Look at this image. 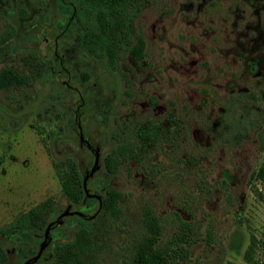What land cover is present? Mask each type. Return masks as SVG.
Returning <instances> with one entry per match:
<instances>
[{"label":"rangeland","instance_id":"1","mask_svg":"<svg viewBox=\"0 0 264 264\" xmlns=\"http://www.w3.org/2000/svg\"><path fill=\"white\" fill-rule=\"evenodd\" d=\"M80 1L0 0L2 264L83 262L77 218L96 219L84 264H131L154 223L169 264H250V244L264 264V0H142L136 13L116 0L131 38L113 70L86 51ZM148 123L163 129L153 146ZM21 214L30 227L10 229Z\"/></svg>","mask_w":264,"mask_h":264},{"label":"trees","instance_id":"2","mask_svg":"<svg viewBox=\"0 0 264 264\" xmlns=\"http://www.w3.org/2000/svg\"><path fill=\"white\" fill-rule=\"evenodd\" d=\"M115 1L116 0H81L80 5L75 7L72 12L73 19L80 21L82 26L81 39L86 51L92 57L106 60V64L110 70H113L115 67L118 54L122 49L121 42L126 41V43H129L131 38L130 20L127 17L118 16ZM131 1L134 13H136L142 0ZM143 48V40L139 39L133 47L130 49L128 48L130 56H132L135 61H140L142 59ZM139 134L142 144L153 146L157 143L158 138L163 136V129L160 126H154L148 123L147 126L140 129ZM118 154L121 155L120 152ZM107 161V172L109 174H114L118 166L115 153H111ZM66 173H58L61 180L66 177L64 184L69 183ZM78 182L80 183V180ZM65 189H70L67 184ZM112 193L113 194L106 199V207L103 209L104 211H108L111 216L115 217L118 213L115 209V200L118 197V193ZM74 197L73 201L77 203L79 197L75 195ZM64 219H67V217ZM77 220L79 221V228L75 234L76 240L71 246L74 250L77 249L82 254L81 258L83 262L78 261V264H84V258H89L91 256L89 252L92 250V247L89 245L91 244L89 241L95 228L94 223L96 219L83 221L77 218ZM150 226L151 234L144 235L134 245V253L131 255L130 260L131 264H169V256L167 253L163 248L155 244L157 243V238L155 237V232L157 231L156 223ZM9 227L17 231L28 229L30 227L29 217L25 214H21L10 223ZM252 247L253 245L250 244L245 252V258L250 264H254L252 260L254 254ZM2 260L3 255L0 252V264L4 261ZM63 262L64 264H74V262L71 263L69 261Z\"/></svg>","mask_w":264,"mask_h":264},{"label":"water","instance_id":"3","mask_svg":"<svg viewBox=\"0 0 264 264\" xmlns=\"http://www.w3.org/2000/svg\"><path fill=\"white\" fill-rule=\"evenodd\" d=\"M49 234V229L46 231V236ZM49 238H47V240L45 241L44 240V242L41 244V246H40V248H39V250H38V252H37V254H36V256L33 258V262H36V261H38L40 258H41V256H42V252H43V250L45 249V247L48 245V240Z\"/></svg>","mask_w":264,"mask_h":264},{"label":"flooded vegetation","instance_id":"4","mask_svg":"<svg viewBox=\"0 0 264 264\" xmlns=\"http://www.w3.org/2000/svg\"><path fill=\"white\" fill-rule=\"evenodd\" d=\"M75 8V7H74ZM74 8H72V12L74 11ZM73 18V17H72Z\"/></svg>","mask_w":264,"mask_h":264}]
</instances>
